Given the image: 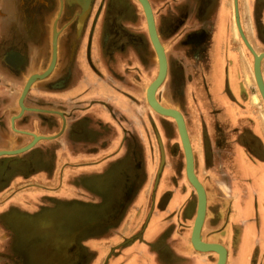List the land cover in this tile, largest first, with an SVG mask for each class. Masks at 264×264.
<instances>
[{"label": "rangeland", "instance_id": "374dc122", "mask_svg": "<svg viewBox=\"0 0 264 264\" xmlns=\"http://www.w3.org/2000/svg\"><path fill=\"white\" fill-rule=\"evenodd\" d=\"M151 1L153 2V0ZM166 1V4L159 8L152 5L160 40H162L163 46L167 41L171 43L165 48L167 50L168 76L159 87L157 98L162 104L179 110L184 116L191 146L193 144L195 149V151H193L192 147L194 165L201 177L200 156L202 158V155L201 151H198L196 146L198 139L202 135L200 130L205 133V140H207V134H212L215 131L218 133V130H215L218 122L216 113L218 112L214 110L216 105H213L212 102L213 96L215 97L216 93L212 89L210 80L206 83L205 78H207V75H212L215 70V60L219 59L221 52L226 53L230 47L233 49L238 47L246 53L250 67L252 64V71L253 56L243 43L238 32L235 21L234 0H218L215 13L211 11L212 5H206L204 7L206 10L203 9V11L198 14L197 9L199 10V7L197 6L196 15L193 14L195 10V4H193L194 0H189L186 6H184L183 0ZM208 1L214 3L217 0H207V2ZM95 2L96 0L93 4ZM109 2V19L107 20L108 31H106L103 47L108 51L107 53H112L111 46L114 44L113 42H116L115 45L122 49L124 48V50L119 51L115 56L111 55L114 57H110L109 55L105 59L106 61L101 59L96 60L93 55L91 56V52L88 49L86 53V61L88 68H90L89 72L97 71L98 75H101L103 74L102 70L107 71V73L104 72L103 74H107L106 80L104 81V91L107 99L102 100L95 97H92L93 99H87L88 97H85L81 101L80 96H77L76 99L75 97H68L66 91L68 89L69 73L65 72L58 75L56 72L57 67H55L46 78L42 80L38 79L32 85H36L40 82V104H57V106L59 105L62 107L60 108L61 111H55L54 109L52 112L37 107L39 110H34L35 112H26L40 113V126L45 123V125L47 124L50 127L52 123L55 122L53 118L57 121L58 116H60L57 112L63 113L65 119L67 118L68 113H66L65 106L73 105L72 107H74V105H76L78 107L76 112L79 113L80 108L87 100L85 107L91 108L95 104L94 101L98 99L105 104L108 102L109 110L116 112L115 110L117 109L114 108L115 103L111 97V95H113L112 90H116L120 94L123 93L124 90L125 94H130L131 92L125 91V86H128L131 81V75L129 77L130 73L128 71L130 69H133L135 72L137 71V73H135L137 77L135 82L139 81L138 89L140 93L138 94V104L140 106L139 111H141L142 121L139 122L136 118L132 119L129 123L117 121V123L114 124L113 121L115 119L110 116L104 120L105 124H107L105 126L109 129V133H116V126L121 128V125L125 124L124 130L125 132L127 131L126 133L138 134L144 137L145 140H142V142L144 141V146L147 150L150 148V162L148 164L151 165V170L154 172V176H152L154 177L153 185L150 193V207L147 212L148 215L153 207L150 226L151 228L153 227L158 216L163 224L169 220H175L174 222L171 221V225L165 226L166 230L164 235L167 233L170 236V231L172 230L177 234L175 243L187 244L189 232L191 231V224L190 222H186L183 210L179 211V207L170 210L169 205L175 202L178 195H182L183 197L191 188L192 190H194V188L184 175L185 157L174 120L157 114L146 102L145 90L148 87L146 85L156 77L158 64L155 52L148 37L144 14L141 6L136 0H125V4L122 6L116 5L114 7L113 4L115 1L110 0ZM204 5L205 3L202 7ZM101 7V3L99 5L97 4L96 9L93 7L91 10L90 8L87 15H90V21H92L93 26H95L100 16ZM166 7L169 8L165 12ZM238 8L240 23L248 42L257 53L264 52V23L261 22L260 18L264 13V0H238ZM67 15L68 17L70 16L73 22L76 14ZM111 17L112 19H110ZM210 18H212V22L209 23ZM62 31V35L68 37V29L63 27ZM115 33H119L118 40L113 39ZM90 35L92 34L90 33ZM44 48L47 51V47L45 46ZM73 49L74 43L72 44V50ZM50 62L51 60L48 62L47 56L44 60L40 59V70L47 69ZM66 63L64 69L67 68ZM201 63H203V65H200ZM196 64L200 65L197 66L199 68L195 67ZM67 65H69V62ZM111 66H113V68H110ZM262 66L264 67V59L261 63V71L264 79ZM38 67L39 66L36 67L33 65L32 70ZM126 72L129 74H126ZM56 76L60 78V80H58L59 86H65L63 82V80H65L67 87L56 88V83L52 81ZM30 77L29 75H25L23 79L19 76L15 78L13 85L15 86V90H11L13 92L10 93L7 88L10 82L7 77L3 78L2 76V78H0V96H8L10 94L14 97V100L17 101L23 86H25V81ZM123 77L126 78L125 81H123ZM252 78L250 88L254 96L255 108L258 107V112L256 111L254 114L255 117L253 118H257L258 120L260 116L264 117V102L258 91L254 72H252ZM106 81H108V83H106ZM196 81L202 82L199 88L195 85ZM118 82H121L123 88H121V85H118ZM93 85L94 83H92L90 87H93ZM71 86L72 83H70V87ZM59 88L61 89L59 90ZM82 91L87 92L88 89H82L79 93ZM229 92L226 99L231 103L235 100L230 90ZM245 92L248 96L247 89ZM5 98L4 96L3 100L5 101L4 104H2L3 107L0 109V116H3L2 118L5 116V119L0 118V133L5 132V136L0 134V150L20 148L30 142L32 138L31 134L16 132V129H18V131L21 130L40 134V127L35 129L31 121H29L31 118L26 117V120L25 117H23L22 120L18 121V124L15 123L16 125L9 122V116L17 113L19 107L17 104L9 107L7 105L9 102H6ZM222 112L226 113L224 122H229L228 111L225 110ZM42 115H45V117ZM215 116L217 118H215ZM248 120L250 121V119ZM225 126L224 128L226 130H223V132L228 134L232 127L230 124L226 125V123ZM120 128H118V131L123 130ZM155 128H158L163 139L162 146L165 162L161 169V149L156 135L157 130ZM31 129H34V132H32ZM61 130H63L62 126ZM61 130L56 135L40 134V136L45 138L40 139L32 148L25 152L16 155L0 156V169L3 168L4 170H8L10 167H19L21 162L27 159L28 154L40 146V141L53 140V138L59 135ZM198 134L200 135L198 136ZM229 135L230 142L234 144L236 142V136H234L233 132ZM233 136L235 139L232 138ZM92 144L94 147L90 150L89 155L92 157V161L96 162V154L100 151L101 144H98L95 139L92 141ZM205 145H208L207 141H205ZM106 146H109L108 151L111 150V143H107ZM59 154L60 147L50 145L46 158L43 160L44 162L40 159V166L29 167V170H40V179L43 180L39 181V178L36 179L35 173L29 174L28 172L25 173V176L21 177L23 179L17 178L15 183L17 186L16 188L11 191H9V189L6 190L7 197L10 196V193L17 192L16 194L18 197L16 198V202L21 201L25 203L19 193L26 194V201H28V204L22 206L18 205L16 210L11 208V211H7V207L3 211L4 213L0 215V220H2L7 227V220L8 218L11 219V229L14 234V239L11 244L15 245L14 248H16L18 254L22 255L23 259H26L25 255L27 254V260L30 261V264H89V257L87 258V254L83 251L78 252V250L81 249L80 244L84 240H88L94 236L101 237L100 239H104L108 233L109 236H111L113 226L118 223L115 220L112 221V219L116 217V214H119L121 204L125 202L123 197L124 190H122V195L121 190L117 188L108 189L106 187L104 180L109 181V184H111L110 177L112 176V172H105L103 167H100V172L97 171L100 168L96 167V169H94L95 171L90 169V171L81 174L77 173L74 179V176L69 173L68 167L62 165V160L59 162L61 164V166L59 165L60 167L55 166L57 164L54 157L60 159ZM151 156L153 158H151ZM212 159L213 158L209 156H203V165L206 166L210 162L211 164H216V171L219 169L221 170V175L218 176L217 180H219L218 185L220 187L222 186L221 190L226 196V199H216L212 197L211 201L207 203V210L210 216L228 210L231 204L230 198H233L232 196L240 198L241 204H243L250 189V184L247 183L245 179L233 181L228 178V173H226L225 170L229 161L223 160L219 163L218 158L215 159L214 162H212ZM65 160L71 161L72 158L69 157ZM120 160V157L119 159H115L114 164L116 165V161L119 162ZM106 166L109 167L110 165L107 164ZM12 173H14V170ZM7 184L10 185L9 182H1L0 189ZM236 185L240 188L238 194L235 193ZM57 186L61 191L55 193V191L59 189ZM37 187H40V193L39 191L37 194L36 192L33 193V191H30ZM2 191L0 194H3ZM59 196L77 198V201L73 202L74 200L69 201L68 199H66V201L58 200ZM3 198L2 196V201ZM86 198H93V201L87 202L85 201ZM223 200H225V202H223ZM32 202H40V207L36 208V205ZM132 210L137 211L136 206L132 207ZM106 218H109L108 222H106ZM143 224L138 232L135 233L137 236L130 242L131 245L143 241V236L141 235ZM237 224L243 226L239 222H237ZM208 225L211 226V228L215 227L213 222ZM97 229H99V231H96ZM150 229L148 231H150ZM216 233L217 230H210L207 231V234L203 233L202 236L208 242H222L221 237H217ZM109 238L111 239V237ZM70 247L72 251L75 250L77 253L70 251ZM191 248L193 249V247ZM123 249L124 246L122 245L116 246L109 256L105 258L104 264H109L112 259H115L122 253ZM197 253L201 254L202 252ZM202 254L207 255L210 254V252ZM95 255L97 254H94V256ZM101 260L102 259H99L97 264H100ZM262 263L264 264V260Z\"/></svg>", "mask_w": 264, "mask_h": 264}, {"label": "crops", "instance_id": "0c3cea01", "mask_svg": "<svg viewBox=\"0 0 264 264\" xmlns=\"http://www.w3.org/2000/svg\"><path fill=\"white\" fill-rule=\"evenodd\" d=\"M149 1L151 5L158 8L167 2L166 0ZM201 1V5L204 3L205 5L201 7L200 10H197L199 13L203 11L206 5H210L212 2H207V0ZM168 8L169 7H166L165 12ZM260 18L261 22L264 23V13ZM170 44L171 43L167 41V43L164 44L165 48ZM122 50H124V48ZM219 59L215 60V70L212 75L206 74L207 78H205L206 83L210 80L212 89L216 93V96H213L212 102L213 105H216V107L214 106V110L218 112L216 113L218 122L215 129L218 130V133L215 131L212 134H207V140H205V133L200 130L202 135L198 139L196 146L198 151H201L202 158L203 156H209L210 158H213L212 162L218 158L219 163L223 160L229 161L225 170V172L228 173V178L233 181L245 179L247 183L250 184V189L243 204H241L242 202L240 201V198L232 196L233 198H230L231 204L228 210L223 212L220 210L221 213L217 215L210 216L206 204L205 221L202 225L201 234H207V231L210 230H217V237H221L222 239V242H219V244L223 245L227 250L226 264H263L264 117L260 116L258 120L257 118H253L255 117L254 114L258 107L255 108L254 96L252 94V89L250 88V82L251 79H253V71L252 64L250 67L246 53L238 47L235 49L230 47L226 53L221 52ZM200 65H203V63ZM200 65L196 64L195 67L199 68L197 66ZM262 70L264 71L263 66ZM128 72L130 74L127 72L126 74H129V77L131 75V81L128 86H125V91L131 93L125 94L123 90L121 95L116 96L113 94L115 97H113V99H115V102L117 103V110H115L117 112H113L114 117H116H113L115 119L113 121L114 124L117 123V121L121 123L123 121L124 123H129L132 119L136 118L139 122L142 121L140 114L141 111H139L140 106L138 104V94L140 93L138 89L139 81L135 82L137 80L135 74L137 71L135 72L133 69H130ZM68 76V89L66 91L68 97H75L76 99L77 96H80L81 101L85 97H88L87 99H91L92 97H104L105 82L101 75H98L93 71H84L81 74H69ZM125 79L126 78H124L123 81H125ZM58 80H60V78L57 76L52 79V81L56 83V88L67 87L66 84L65 86H59L60 84L58 83ZM69 81H72L71 87ZM121 82L120 85L121 88H123ZM92 83H94V85L93 87H90ZM106 83H108V81H106ZM150 83L151 81L146 86H149ZM201 84L202 82L200 83V81H196L195 83L197 88H199ZM243 87L245 90L247 89L248 96ZM85 88L88 89L87 92L82 91L79 93L82 89L85 90ZM60 89L61 88H59V90ZM229 90L233 94L235 100L231 103L226 99L228 93H230ZM87 101L84 102L82 107L80 106L79 113L76 112L78 109L76 105H74V107H72L73 105L65 106L68 116L65 119L66 121L63 130H61V126H63L62 116H58L59 121H56L55 118H53L55 122L52 123V128L43 123L40 126V134L56 135L60 130L61 132L51 141H40V146L34 150L36 160L38 161L41 159L42 162H44L43 160L46 158L50 145L58 146L60 147V159H56L53 156L57 164L55 166H61L59 162L62 160V165L68 167L69 173L74 176V179L76 178L77 173L81 174L90 171V169L95 171L94 169H96V167H103L105 172H112V176L110 177L111 184H109V181L104 180L106 187L108 189L117 188L121 190V192L124 190V195L123 192L122 195L125 202L121 204L119 214H116V217L112 219V221L115 220L118 223L113 226L111 236H109L108 233L104 239L94 236L95 238L91 237L88 240H84L81 242V249L78 250V252L83 251L87 254V258L89 257V264H97L99 259H102L100 264H104L105 258L108 257L118 245L124 246V249L122 250V253H120L115 259H112L109 264H216L218 260V255L216 253L210 252V254L203 255L202 253L195 252L191 248V231L189 232L187 244L175 243V237L177 234L172 230V232L170 231V236L167 233L164 235L166 230L165 226L171 225V221L174 222L175 220H169L165 224H161L159 230L154 232H152L153 227L151 228L149 220L144 234L142 235L143 241L131 245L130 242L137 236L135 233L138 232L141 225L145 222L150 207V193L154 178L152 177L154 176V172L151 170V165L148 164L150 162V148L147 150L144 146V141L142 142V140L145 139L142 135L126 133L127 131L125 132L124 130L125 124L121 125V128L115 125L117 132L109 133V129L105 126L107 124H105L104 121L107 118L103 116V108L98 104L99 102L97 103L98 105H93L89 108L85 107ZM60 108L62 107L59 105L57 106V104H40V109L50 111L54 109L55 111H61ZM118 110L120 111L118 112ZM221 110L228 111L229 122H224V119H226V113ZM42 116L45 117V115ZM216 116L215 118H217ZM248 119H250V121ZM225 123L226 125L230 124L232 127L228 134L223 132V130H226L224 128L226 127ZM118 128L123 130L118 131ZM31 130L34 131V129ZM231 132L236 136V142L234 144L230 142L229 134ZM199 135L200 134H198V136ZM234 136L232 137L233 139H235ZM94 139L98 144H101L100 151L96 154V162H93L92 157L89 155L90 150L94 147L92 144ZM205 141L208 142V145H205ZM107 143H111V150L109 151V146H106ZM192 147L193 151H195L193 144ZM69 157L72 158L71 161L65 160ZM119 157L121 160L119 162L116 161L117 164L115 165V159H119ZM151 158L153 157L151 156ZM202 158L200 156L201 177L198 174L195 165L194 171L199 180L203 183L207 203L211 201L212 197L216 199H226V196L221 190L222 186L220 187L218 185L219 180H217L218 176L221 175V170L219 169L216 171V164H211L210 162L208 165L204 166ZM107 164L110 166L107 167ZM97 171L100 172L101 168ZM12 172L13 169L11 167L8 170L2 169L0 170V177H7V175ZM28 172L29 174L38 173L40 170L33 171L31 169ZM38 178L39 181L43 180L40 179V175L39 177H36V179ZM8 182L10 185L7 184L0 189V192L3 190V194L1 193L0 196L4 197L3 201L0 197V215L4 213L3 211L7 207V211H11V208L16 210L18 205L22 206L28 204L26 200H23L25 203H22L21 201L16 202V198L18 197L16 191L15 193H10V196L7 197L6 190L9 189V191H11L12 188L14 189L17 187L16 185H11L10 181ZM30 191H33V193L36 192V194L38 191L40 193V187L33 188ZM59 191H61L60 188L55 191V193ZM239 191L240 188L236 185L235 193L238 194ZM19 195H21V193H19ZM66 199L69 201L74 200L73 202L77 201V198L71 197L59 196L58 198V200L64 201H66ZM85 201H93V198H86ZM223 202H225V200H223ZM32 203L36 205V208L40 207V202ZM134 206H136L137 211L132 210V207ZM197 206L198 199L194 190L191 188L185 196L183 195V197H181L180 202L170 203L169 208L171 210L179 207V211L183 210L186 222H190L192 226V223L195 220ZM158 217L155 222L158 220ZM108 221L109 218H106V222ZM211 222L214 223V228H211V226L208 225ZM237 222L243 226H239ZM149 229L150 231H148ZM96 231H99V229ZM109 237H111V239ZM13 239L14 234L11 229V219L8 218L7 227L5 223L0 220V264H30V261L27 260V254L25 255L26 259H23L22 255L17 253L16 248H14L15 245L11 244ZM203 240L206 241L204 238ZM69 250L72 251V248L70 247ZM72 252L77 253L75 250ZM94 254L97 255L94 256Z\"/></svg>", "mask_w": 264, "mask_h": 264}, {"label": "flooded vegetation", "instance_id": "af4514ba", "mask_svg": "<svg viewBox=\"0 0 264 264\" xmlns=\"http://www.w3.org/2000/svg\"><path fill=\"white\" fill-rule=\"evenodd\" d=\"M92 0L91 3V10L93 7L96 9V5L101 3V13L98 17L95 26H93L92 21H90V15L86 17L85 21L81 25L78 26L77 23V16H75L74 21L72 22L70 16L68 17L67 14H77L80 12V8L76 5H72L70 8L63 2L61 5L60 0H0V78L7 77L10 84L7 87L12 93L15 90L14 79L18 76L23 79L25 75L32 76L34 74H40L42 71L40 70V59L48 58V62L52 59V43H53V30L57 31V58H56V72L58 75L63 73L69 74H81L80 70V63L83 61L86 65V71H90L88 68V64L86 61V53L87 49L91 52V56L93 55L96 60H105L109 55L110 57H114L122 51V48L116 46V42L111 46V50L107 48L112 53H107L103 47L106 31H108V22L109 19L108 13L110 9V0H96V4ZM114 6H122L125 0H114ZM201 0H194L193 4H195L193 14H199V11L196 13V7L201 9ZM189 3V0H183L184 6ZM201 5V6H200ZM212 5V12L215 13L216 6L218 5V0L216 2H211ZM98 8V6H97ZM70 9V10H69ZM198 10V9H197ZM67 18V19H66ZM112 19V17L110 18ZM63 20V21H62ZM67 20V21H66ZM72 22V23H71ZM212 22V18L209 19V23ZM67 25V26H66ZM112 25V24H111ZM66 27L68 29V37L63 36L62 29ZM90 33L92 35H90ZM113 39L118 40L119 33H115L113 35ZM74 43V49L72 50V44ZM47 47V51L44 47ZM50 46V49H49ZM114 55V56H111ZM7 57V58H6ZM7 59V61H5ZM66 61V62H64ZM106 61V60H105ZM69 62V65H67ZM66 63V67L64 69ZM111 64V63H110ZM34 66H39L36 69H33ZM112 65V64H111ZM109 68V67H108ZM110 68H113L111 66ZM113 71V70H112ZM92 72V71H91ZM96 74L97 71H95ZM107 73L106 70H102ZM102 79L105 81L107 74L103 75ZM66 75V74H64ZM116 76V75H115ZM69 77V76H68ZM6 80V79H5ZM120 80V79H119ZM27 80L25 81L26 85ZM64 84H66L65 80H63ZM1 83V82H0ZM40 83V82H39ZM31 85L27 94L24 97L23 104L27 109H31L28 111L35 112L37 109L40 108V84ZM72 83V81H69ZM120 85V82H118ZM24 87L19 94L17 101L14 100L10 94L4 95L6 98V102H9L7 105L10 107L11 105L17 104L19 107V111L13 115L9 116V122L12 124V118L18 116L20 112L19 106V98L24 90ZM1 93V91H0ZM114 95H121L116 90H112ZM4 96L1 95L0 98V109L3 107L4 104ZM59 97V96H58ZM114 97V96H113ZM112 97V99H113ZM100 98V97H99ZM98 98V99H99ZM115 98V97H114ZM95 100L94 105L100 104L103 108L102 113L105 118L114 117L113 110H109L108 102L105 104L101 100ZM100 99H107L106 95L101 97ZM114 108L116 109L117 103L115 99H113ZM99 102V103H98ZM98 103V104H97ZM31 104V105H30ZM60 104V103H59ZM4 106V107H8ZM17 107V106H16ZM112 109V108H111ZM35 110V111H34ZM117 112V111H116ZM119 112V110H118ZM35 114V115H34ZM1 115V114H0ZM3 116H0L2 118ZM23 117L27 120L26 117L31 118V124L35 129L40 127V113H30L24 111L23 116L16 118L13 122L14 125L18 124V121L22 120ZM116 118V117H114ZM119 118V117H118ZM5 119V116L4 118ZM16 123V124H15ZM20 123V122H19ZM15 128V126H14ZM16 129V128H15ZM16 132L26 133V134H34L31 132H25L16 129ZM34 132V131H32ZM2 136H5L4 133H0ZM40 136V134H35ZM33 140L31 138L30 142ZM29 142V143H30ZM28 143V144H29ZM27 144V145H28ZM26 146V145H25ZM24 147V146H22ZM20 147V148H22ZM18 149V148H16ZM7 150V149H1ZM15 150V149H10ZM35 151L30 152L28 157L25 161H22L19 167H12L14 173H9L7 177H0V186L1 182H11V185H15L17 178L23 179L21 177L25 176V173H28L30 166H40V160H36L34 156ZM1 168L0 170H2ZM36 177H39L40 172L35 173ZM13 190V188L11 189ZM21 198L26 200V194L21 193ZM28 202V201H26Z\"/></svg>", "mask_w": 264, "mask_h": 264}, {"label": "water", "instance_id": "95a60500", "mask_svg": "<svg viewBox=\"0 0 264 264\" xmlns=\"http://www.w3.org/2000/svg\"><path fill=\"white\" fill-rule=\"evenodd\" d=\"M136 1L139 3V5L142 8L144 18H145V22H146V29H147L148 37H149L150 43L152 45V48L155 52L156 60H157V64H158L157 75L153 79V81H151V83L149 84V86L146 88V91H145L146 102L148 103L150 108L153 111H155L157 114L172 118L174 120V122L176 124V128H177V132L179 135V139H180V142H181V145L183 148V152H184L185 171H186L187 180L191 184V186L194 188V190L197 194L198 206H197V212H196L194 224L192 227V232L190 235V243H191L193 249L197 252H202V253L214 252V253H216L218 255V260H217L216 264H226L227 250L223 245H221L219 243H214V242H211V243L201 242L203 245L202 246L199 245L200 244V238L199 237H200L201 228H202V224H203L205 213H206V204H207L205 189L203 188L202 184L199 182V180L195 174V171H194L193 151H192V146H191V142L189 139V135H188L184 116L182 115V113L179 110H177L175 108H171V107L164 108V106H161V104L159 103L160 101L157 98V91H158L159 87L162 85V83L165 81L167 71H168V61H167V57H166V50H165V47L163 46V44L160 40L158 31H157L155 16H154V12H153L152 5H151L150 1L149 0H136ZM60 2H61V5L63 4V2H65V4L68 6V8H70L72 5H76L80 8V12H78L76 14V16H77L78 26L81 27V25L85 21L88 13L90 11L92 0H86L85 2H81V1L79 2V1H75V0H60ZM234 11H235V21H236V26H237L238 32L241 36L243 43L245 44V46L247 47V49L251 52V54L253 56L254 78H255L256 85H257L258 91L260 93V96L264 102V79H263L262 71H261V63H262V60L264 59V52L257 53L253 49V47L251 46V44L248 42V40L246 38V36L243 32L241 23H240L238 0H234ZM56 37H57V31L54 28V30H53V51H52V59H51L50 65L42 73L34 74L27 80L26 85L24 87V90H23V92L19 98L20 112H19L18 116H15L12 118V120H11L12 124L16 118H19L23 115L24 111L31 110V109H27L23 104L24 97L27 94L31 85L38 79L42 80V79L46 78L56 67V58H57ZM5 61H7V59H5ZM57 113L60 116H62V118H63L62 128H64L65 121H66L64 114L63 113L61 114V112H57ZM15 131H17V130H15ZM156 135H157V138L159 140V135H158L157 131H156ZM32 137H33V140L28 145H26L22 148L15 149V150H2V151H0V156H2V155H16V154L25 152V151L29 150L30 148H32L40 139L45 138L43 136H37L35 134H32ZM159 145H160V149H162L163 146L161 145L160 141H159ZM163 157H164V151H163V153H161V160L163 159ZM163 164H164V160H163V162H160V169L162 168ZM152 211H153V207L151 208L150 213L147 215V218L149 215L152 216ZM144 224H145V222H144ZM144 224H143V226H144ZM161 224H163V223L160 219H158L155 222V226L157 225V226H159V228L161 227ZM159 228H158V230H159ZM144 231H143V227H142L141 235L144 234Z\"/></svg>", "mask_w": 264, "mask_h": 264}, {"label": "bare ground", "instance_id": "6f19581e", "mask_svg": "<svg viewBox=\"0 0 264 264\" xmlns=\"http://www.w3.org/2000/svg\"><path fill=\"white\" fill-rule=\"evenodd\" d=\"M75 1H81V2H85L86 0H75ZM86 65L84 64V62L82 61L81 63H80V70H81V73H83L84 71H86ZM158 72V71H157ZM168 74V73H167ZM166 78H167V75H166ZM165 78V79H166ZM111 97H113V95H111ZM159 102V101H158ZM160 104H161V106H164V108H167L168 106H165L164 104H162L161 102H159ZM62 114V113H61ZM156 130H157V132H158V135H159V141L161 142V145L163 144L162 143V141H163V139H162V137H161V135H160V132H159V130H158V128H156ZM163 148L161 149V153H163ZM163 160H164V162H165V158L163 157V159L161 160V162H163ZM185 176H186V171H185ZM197 176V175H196ZM198 178V177H197ZM186 179H187V176H186ZM198 180H199V178H198ZM199 182L202 184V186H203V183L199 180ZM203 188H204V186H203ZM206 193V192H205ZM181 197H182V195H178L177 196V198H176V200H175V202H180L181 201ZM151 215H149L148 216V218H146L147 220H145V224H144V226H143V231L145 230V228L147 227V224L149 223V219H151ZM204 221H205V217H204ZM204 221H203V224H204ZM193 224H194V221H193V223H192V226H191V232H192V227H193ZM202 224V225H203ZM158 228H159V226H155V225H153V230H152V232H154V231H156V230H158ZM202 229V228H201ZM200 246H202L203 244L201 243V242H204V243H211V242H208V241H204L203 240V236H202V234L200 233Z\"/></svg>", "mask_w": 264, "mask_h": 264}]
</instances>
